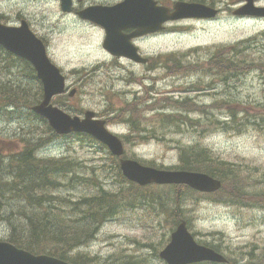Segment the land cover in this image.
<instances>
[{
  "label": "rangeland",
  "instance_id": "374dc122",
  "mask_svg": "<svg viewBox=\"0 0 264 264\" xmlns=\"http://www.w3.org/2000/svg\"><path fill=\"white\" fill-rule=\"evenodd\" d=\"M120 1L74 0V8ZM158 1L173 5L181 0ZM182 1L206 3L220 12L211 19L170 22L165 30L137 41L142 55L151 58V70L148 65L109 53L103 46L105 29L83 21L74 11L64 12L60 0H0V15L9 25H19L26 19L49 45L51 59L67 77L68 92L76 89L73 97L67 92L54 103L73 115L83 116L87 109L103 115L109 129L125 141L127 157L144 165L179 169V146L199 143L214 158L231 163L236 170L241 168L239 182L249 187L244 178L253 167L260 171L256 178L264 174V18L236 17L233 10L244 0ZM257 1L264 5V0ZM236 52L250 63L246 62L235 78L229 72L218 74L221 65L217 60L221 56L232 59ZM29 72L23 63L6 71L4 55L0 57V86L7 83L36 89ZM210 73L215 76L207 75ZM189 75L197 80L194 88L208 87V93H185L191 88L183 77ZM211 82L214 90L208 85ZM185 99L186 105L181 103ZM9 111L0 109V154L18 147L20 135L31 128L26 116L9 118ZM183 112L190 120L182 116ZM165 113L180 119L169 124L161 117ZM135 121L148 138L134 133ZM11 139L15 143L10 145ZM38 155L81 163L79 171L87 175L84 181L92 183L69 179L60 190L64 197L77 199L97 193L99 183L109 191L129 186L119 183L115 162L107 150L77 135L54 140ZM263 189L264 184L250 188L254 192ZM153 190L167 194L163 186ZM194 192L186 191L177 214L188 220L197 240L223 253L227 264H259L264 248V208L224 203L218 200L219 195ZM6 197L11 196L7 193ZM153 207L121 204L96 237L77 252L97 256L103 264L114 263L122 256L133 259L134 264H167L160 252L176 227L174 213L171 208L163 211ZM0 226V240H6L8 228L3 222Z\"/></svg>",
  "mask_w": 264,
  "mask_h": 264
},
{
  "label": "trees",
  "instance_id": "16d2710c",
  "mask_svg": "<svg viewBox=\"0 0 264 264\" xmlns=\"http://www.w3.org/2000/svg\"><path fill=\"white\" fill-rule=\"evenodd\" d=\"M3 55L6 71L14 65L23 63L24 67L30 70L29 75L33 76L32 79L36 84V89L28 85L18 88L14 84L7 83L0 86V109H11L9 118L26 116L25 121L30 123L28 127H31L24 135H20L18 147L0 154V223L3 222L8 228L6 240L33 253L52 255L72 264H103L98 262L97 256H86L77 251L96 237L103 223L116 215L117 208L119 209L121 204L129 207L147 204L163 211L171 208L174 213L172 216L174 225L186 219L182 214H177L181 207L180 201L187 190H195L184 185L153 184L142 187L129 181L122 174L119 158L109 153L105 145L88 134L69 135H77L107 150L115 162V171L120 177L119 183H129V186L125 190L119 188L109 191L101 183L94 182L99 185V192L80 196L77 199L64 197L60 190L69 179L81 180L80 182L89 184L92 181H84L87 175L79 171L82 165L74 159L46 158L38 155V151L61 136L44 117L32 111V106L42 99V84L31 63L0 46V57ZM171 59L174 61L173 58ZM174 62L178 63L176 60ZM217 62L221 65L219 73L229 72L234 78L243 68L245 69L246 62L250 63L244 57H239L238 52L234 53L232 59L221 56ZM185 100L181 103L186 105L187 99ZM184 114L183 112L182 116L190 120L189 115ZM161 117L163 119L165 117V121L169 124L175 123V119H180L166 113ZM141 128L136 121L132 122L134 133L139 134V138H148L144 134L145 129ZM125 139L130 141L128 137ZM14 141L11 139L9 144H14ZM179 150L181 162L179 169L207 172L224 182L222 189L216 193L198 191L194 193H201L203 196L219 195L218 200L224 203L264 208V189L255 192L250 190L252 187L264 184V174L255 177L260 172L257 167H253L247 173L244 180L245 183L248 182L249 187H245L239 182L242 178L241 168L236 170L231 163L214 158L201 144L180 145ZM162 186L167 190L166 195L153 190V187L158 189ZM7 193L11 197H6ZM225 193L229 195L226 196ZM261 256L259 264H264V248ZM110 264H134V261L122 256Z\"/></svg>",
  "mask_w": 264,
  "mask_h": 264
},
{
  "label": "water",
  "instance_id": "95a60500",
  "mask_svg": "<svg viewBox=\"0 0 264 264\" xmlns=\"http://www.w3.org/2000/svg\"><path fill=\"white\" fill-rule=\"evenodd\" d=\"M73 0H61L63 11H72ZM218 10L200 2L177 1L174 9L159 5L156 0H124L105 6H89L78 14L103 26L106 30L104 48L112 55L125 56L135 62H148L143 57L132 38L150 32L163 30L170 20L183 18H210ZM237 15L264 16V7L256 6L248 0L234 11ZM134 28L129 34L125 29ZM0 45L8 51L30 61L37 70L43 84V100L33 107L45 117L58 134L72 132L88 133L107 145L115 156L120 157L121 169L129 180L145 186L151 183L184 184L202 192H215L223 183L212 175L190 170H169L147 166L137 160L125 158L122 139L109 131L106 121L95 117V112L87 110L84 117L72 116L52 103L55 95L65 92L66 78L47 53L46 45L30 28L26 20L20 25L4 24L0 20ZM74 94V91L70 93ZM168 264H192L200 261L226 262V257L208 246L198 243L182 221L171 234L170 242L160 252ZM0 264H71L47 254H34L16 245L0 241Z\"/></svg>",
  "mask_w": 264,
  "mask_h": 264
},
{
  "label": "flooded vegetation",
  "instance_id": "af4514ba",
  "mask_svg": "<svg viewBox=\"0 0 264 264\" xmlns=\"http://www.w3.org/2000/svg\"><path fill=\"white\" fill-rule=\"evenodd\" d=\"M247 1V0H246ZM255 1V3L256 4H258V1L257 0H254ZM157 2L159 3V4H161V5H165V6H169V7H171L172 9H173V6H174V3H173V5H171L172 3L170 2V5H168L167 3H161V2H159L158 0H157ZM259 5V4H258ZM83 8H85V7H83ZM83 8H74V12L76 13V14H78V11L79 10H81V9H83ZM79 18L80 19H82L80 16H79ZM248 18V17H247ZM250 18V17H249ZM253 18V17H252ZM83 20V19H82ZM83 21H86V20H83ZM89 21V20H88ZM134 31V29H127L126 31H125V33H131V32H133ZM153 35H155V34H146V35H143V36H141V37H138V38H135L133 41L136 43L137 41H139V40H144L145 38H148V37H151V36H153ZM126 59V58H125ZM129 60V59H128ZM150 62H151V58H150V61L149 62H147V63H145V64H141V65H148L149 67H150V70H151V68H152V66L153 65H151L150 64ZM207 75H210V76H212V75H214L215 76V74L214 73H210V74H207ZM213 76V77H214ZM194 76L193 75H189V76H184L183 78L185 79V81H187V82H189L190 84H188V85H190V88L191 89H189V90H185L184 92L185 93H187V92H193L194 94L195 93H198V94H196V95H199V94H201V93H204V94H206V93H208V91H207V88L206 87H204V88H202L201 87V89H196V88H194V85H193V83H196V81H194V80H192V78H193ZM210 84H213L212 82L211 83H209L208 85L210 86ZM211 87V90H214V86L213 85H211L210 86ZM210 92V91H209ZM199 96H202V95H199ZM191 99H194V100H196V98H192L191 97Z\"/></svg>",
  "mask_w": 264,
  "mask_h": 264
}]
</instances>
